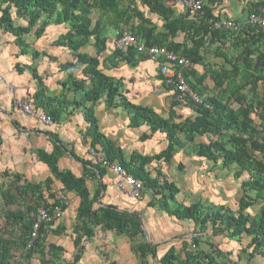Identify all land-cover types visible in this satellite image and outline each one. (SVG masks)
<instances>
[{"label": "trees", "instance_id": "trees-1", "mask_svg": "<svg viewBox=\"0 0 264 264\" xmlns=\"http://www.w3.org/2000/svg\"><path fill=\"white\" fill-rule=\"evenodd\" d=\"M222 1L206 0L203 16L196 17L189 13L176 16L173 8L163 0H131L130 3L127 0H0V31L14 37V44L20 48V52L27 54L31 49L25 40L26 35L33 32L40 38L51 25H67L66 32L53 44L68 48L74 56L73 61L63 63L59 68L68 72L67 81L63 83L65 90L84 96L71 104L81 109L89 124L85 136L91 138V146L97 150L96 146L100 144L108 159L118 160L143 181L142 196L146 192L152 195L149 206H159L176 220L193 223L198 232H207L210 228L214 235L231 237L240 245L243 244L242 239L248 237L250 241L245 243L244 251L251 258H264V90L262 94L258 93L259 81L264 77L256 76L257 72H264V51L258 53L254 64L248 63L244 58L250 54L246 47L240 53L247 64L243 70L234 64L232 71L222 68L219 72L212 71L204 55L210 52L208 48L211 44L216 45L215 51L219 52L234 37L237 40L244 37L238 41L243 44H248L249 40L264 44V31H257L250 25L240 32L214 28L210 20L218 19L213 8ZM143 8L158 15L163 21L162 30H157L143 13ZM250 12H260V9L253 6ZM19 21L24 24H17ZM108 27L117 33L131 31L148 46H165L188 57L192 64L203 66L201 73L195 69L184 71L189 86L202 97V102H196L191 97L177 101L174 88L165 84L160 71L159 77L172 91L168 117H163L152 107L128 101L120 90L119 80L104 72L106 59L100 58L107 49ZM182 34V40L177 41ZM89 44L94 46L97 55L81 52ZM31 51L33 58L43 54L53 60L45 51ZM109 59L112 62L117 59L136 64L150 57L132 48L127 52L115 49ZM17 65L16 68L20 70ZM79 69L82 78L76 75ZM232 72L240 77L239 82L229 79ZM208 79L214 81L216 89L219 88L217 92L205 84ZM88 84L91 85L89 89ZM41 86L37 95H43L44 103L48 106L45 112L58 121L63 107L51 105L57 99L45 94L46 88ZM101 98L105 99L108 107H123L131 127H145L148 131L143 133V139L157 132L165 134L166 148L153 156L134 154L126 161L122 151L99 130L94 105ZM61 104H65V101ZM177 106H184L192 114L177 113ZM51 134L55 138L54 149L50 152L44 148L37 149L38 160L50 170V175L44 180L31 181L10 168L0 171V264H31L36 258L39 264H79L86 253L88 241L95 237L97 231L127 236L133 243L131 246L137 264H239L226 257L217 244L210 241L208 243L212 250L225 262L205 252L189 251L190 244L186 241L182 242L181 255L172 245L158 257L159 245L147 240L138 212L119 210L114 205L102 206L98 203L100 186L91 196L87 174L103 178L107 169L99 164L92 165L93 169L86 167L81 176L70 169H61L59 160L67 150L58 135ZM204 137L206 141H200ZM181 150L212 160L220 170L219 178H226L233 172L242 190L237 207L207 204L201 199L187 202V194L173 181L160 172L153 175L146 169L152 161H169ZM232 166H235L234 171ZM56 182L60 183L57 188L54 187ZM69 194L79 199L72 229L76 248L73 261L66 262L64 255L68 250L63 245L49 241L51 233L61 235L66 231L65 225L59 221L44 224L34 248L28 249L30 232L39 210L42 207L51 210L61 205L65 212L69 204L65 203L63 197L69 200ZM96 203L98 206H95ZM192 242L199 245L200 237H193ZM104 258L106 264H119L114 260L109 261L107 255Z\"/></svg>", "mask_w": 264, "mask_h": 264}, {"label": "crops", "instance_id": "crops-1", "mask_svg": "<svg viewBox=\"0 0 264 264\" xmlns=\"http://www.w3.org/2000/svg\"><path fill=\"white\" fill-rule=\"evenodd\" d=\"M253 6H257L260 9V13L264 15V0H223L221 3L214 6L213 13L218 19L216 21L234 19L243 23H247L250 10ZM172 8L175 11L176 16H181L188 13L187 7L183 4H177ZM147 10L148 8H143L142 10L145 16L152 21V23L157 27L158 31L162 30L163 21L158 17L157 14H154L151 11ZM17 24H24V22L19 21ZM66 26L67 25L64 24L51 25L47 28L45 34L40 37L41 39L43 37H47L49 34H52V37H54V39L50 43V48L48 49V51L45 49L40 50L39 43H32L25 36V40L29 45V49L39 50L40 52L45 51L49 56L53 58V60L47 56L45 57V55L43 54L38 58H33L31 55V50L28 51L27 54H22L20 52V48L16 46V44H14V37L13 41L11 40L9 43H6V46L4 48H2L3 46L0 45V63H2L0 67L7 69L10 76L15 78L18 83V87L13 83L9 84L13 95H8L9 93H0V136L3 139L2 144L0 146L2 148H7L9 146L10 150L15 149L16 151H12V154H8L13 157V159H16V157L18 156V159L15 160L18 164L19 161H22V157L27 158L28 153L24 152V149L27 151L35 149L37 151L38 148H44L49 152L52 151L54 149L55 138L52 136L51 133L57 134L62 143H69L68 146H64L67 151L64 152V154L60 157V168L70 169L76 175L81 176L84 173L86 167L93 169L94 165H101L99 156H106L100 144L96 146L97 150H95L91 146V138L85 136L88 132L89 124L85 121L81 109L76 108L74 104H71L75 100H82L83 95L80 93L76 94L73 91L65 90V88L63 87V83L67 81L66 79L68 76V72L62 71L59 67L63 63L73 61L74 56L68 48L58 47L55 46L53 43L62 33L66 32ZM246 27L247 25L244 26V28ZM4 36L6 38L10 37V35L7 36L6 34H4ZM208 36L210 37V35ZM182 37L183 34L180 35L177 41L182 40ZM242 39H244V37ZM241 40H237L235 37L232 40H228L227 46L219 52L215 51V48H217L216 45L214 46V44H211L209 48L207 45V48L210 50V52L204 53L205 62L209 64V67H211L212 71L216 70L219 72L222 68L226 69L227 71H232L234 64H236L239 68L243 70L247 64L240 56V53L246 47L250 53L248 57H244L247 60L246 62H251L253 64L256 62L258 53L264 51V44H260L257 42L254 43L250 40L248 44H243L242 42L239 43L238 41ZM114 42L115 41H113L111 46L109 45V41H107V49L104 53H102V55H100L101 59H106L104 63H106L107 67L104 69V72L107 75L112 76L116 80H119V82L121 83L120 90L123 91L128 101L133 104L152 107L163 117H168L169 107L173 97L172 91L166 88L163 79H161L158 75L159 63L151 58L145 61L138 62L136 64L127 63L125 61L117 59L113 60L112 62L109 58L112 57V54L115 50ZM250 50L256 53L252 54ZM81 52H87L92 56L97 55L96 49L92 44L84 46ZM112 64H114L115 66H113ZM16 65L20 67V70L16 68ZM192 69H195L198 73H201L204 70L203 66L195 63H193L191 70ZM46 70L50 71L49 74L51 75L49 77H46V75L48 74ZM78 71L80 73H78ZM78 71L76 73L77 77L82 78L83 75L81 74V70L79 69ZM32 73L34 77L36 75L35 78H32ZM232 73L233 75L229 79H234L233 81L239 82L240 77L234 72ZM256 76L264 77V72L261 74L257 72ZM2 78L5 81H8V78L0 74V81L2 80ZM40 84H43L44 87L47 86L49 88L48 89L47 87H45V94L48 95L49 92H52L55 95H48L51 98L57 99L56 102H51V105L57 108L63 107L60 119L58 121L55 120L54 125H44L38 120L28 115H25L22 112H19V110L16 108V100H20L22 102H31L37 110L46 113L45 110L48 109V106L44 103L43 95H37V92L40 89ZM205 84L208 86V88L212 89L213 91L216 90L217 92L219 90V88H215L214 81L210 79H208ZM90 86L91 85L88 84L87 89H89ZM61 87L63 88V90H61ZM263 90L264 80H260L258 93L262 94ZM59 96H61V98ZM63 101H65V104H61ZM70 105H72L73 110L69 109ZM162 109L163 111H161ZM176 109L177 113H183L185 115L192 114V111L185 108L184 106H177ZM94 111L95 116L98 119L100 132L103 133L107 138H109L116 148L122 151V156L125 158L126 161H129L134 154L153 156L157 153H160L167 146L166 136L165 134L160 132L154 133L148 139H143V133L148 130H146L145 127H131L129 116L125 112L124 108L121 106L108 107L105 99L101 98L94 105ZM27 116L32 119V126H28L26 124ZM24 118L26 120L23 121ZM8 135L12 136L11 141L6 138ZM204 139L200 138V141H206L205 137ZM160 141L162 142L161 144L159 143ZM72 152L74 153V155H76V157L72 154ZM4 153H7V151L5 150ZM177 158L179 171L177 175L178 177L182 176V169L184 170L183 167H185V160H189L192 162H200L201 165L205 166L209 164V173L205 172L207 170L203 171V169H200L201 171H196V176L199 179L210 178L212 181L210 190H212L214 193H217L219 197L209 200L207 197L210 196L212 198L213 195H209L207 193H200V198H195L196 200L201 199L204 203L207 204L212 203L215 205L222 204L229 205L230 207L234 208L237 207L233 205V202L237 203V199L242 192L239 180H237L233 176V172L230 176H227L226 178H219L218 175L220 170L212 160L192 156L181 150L176 155H174L169 161H152L146 166V169L153 175H156V173L160 172L163 176L173 181L171 177H169L170 175H168L165 170L160 168V164L163 161L173 162ZM37 160L38 158L36 159V161ZM37 162H39L43 170L48 171L50 175V170L48 169V167L39 160ZM232 169L234 171L235 166H232ZM187 175V172H184L182 178L184 177L185 179L189 180ZM117 181V175L112 173L108 169L103 178L94 176L92 174H87V186L91 192V196L96 194V190L99 186L101 188V194L98 197V203H100L102 206L114 205L118 207L119 210L138 212L140 214L141 221L143 219L148 218L147 222L150 221V224L148 223V229L145 228L142 221V226L145 230L147 240L152 244L159 245L158 257L162 256L166 252V250L161 252L159 250L161 248V245L167 243V241L173 238L172 235H170V232L175 227L172 226L170 229V227L168 226L169 223L171 221H174L176 223H179L181 221H178L174 217L169 216L165 211L160 209L159 206H149L148 204L152 198L151 192H146L139 200H132L126 195V193H124L117 187ZM173 182L184 193L187 194V202L193 200V198L190 197H196V195L194 194H198L193 193L191 191L192 186H190L191 189L188 187H182L179 184L178 179ZM56 183L57 187H59L60 183ZM186 186H189V183ZM69 198V206L65 210L64 216L72 217L73 222L71 221L72 223L69 225L68 222L62 221L61 224L65 225L66 227V231H64L63 234H50L58 238V241L54 240V243L63 245L68 250L67 253H69L71 248H74V234L72 229L73 225L75 224L76 209L79 203L78 197H76L74 194H69ZM98 203H96L95 206H98ZM260 203L261 202H259L258 205H260ZM183 223L187 226L185 228V230H187L186 234L182 235V239L179 243L172 244L179 251L180 255L183 245L182 242L186 241L190 244V247H188L189 251L194 249L196 250L197 245L192 242V238L195 236H199L200 241H203L208 245H210L208 243L209 241L217 244V247L221 249L222 252L224 250L227 255H229H226V257L238 263V261L242 259L240 253L237 254V260H235L231 256L233 250L231 251L230 248L233 247L234 249L236 246V252H239L240 248H242V250L244 251L245 243H248L250 241V238L244 237L241 242L243 244L240 245V243H238L231 237H227L221 234L214 235L212 229L210 228L207 232H198L196 231V227L193 223ZM150 235L152 237V240L149 237ZM64 237L67 238V241L65 242H68V244L70 243L69 245H66L64 239L62 240V238ZM117 237L127 238L130 241L127 236H118L109 232L107 234H104L101 231H97L95 237L91 241H88L89 243L87 244L86 253L84 254L80 263H85V260L88 258L86 255L89 251H92L91 253H94L97 257L100 256L101 258H103L102 260L105 262L104 257L106 254H103V252H99L100 255H97L96 252L102 251V249L96 246L95 241H97V239H102V242L104 241L103 243L110 244L114 242ZM59 238H61L62 241H59ZM221 244L228 246L225 247L226 249H223V247H221ZM172 245L169 246L171 247ZM179 245H181L180 250L178 249ZM193 245H195V247H193ZM218 260L221 262H225V259L221 256L218 257ZM258 261L260 262V264H264L263 257H259ZM247 263L249 262L247 261Z\"/></svg>", "mask_w": 264, "mask_h": 264}, {"label": "rangeland", "instance_id": "rangeland-1", "mask_svg": "<svg viewBox=\"0 0 264 264\" xmlns=\"http://www.w3.org/2000/svg\"><path fill=\"white\" fill-rule=\"evenodd\" d=\"M127 1H128V3L131 2V0H127ZM4 34L9 36L8 33H6V32L3 33L2 31H0V45L3 46L2 48H4L6 46L5 45L6 43H9L11 40L13 41V37L10 36L9 38H6L4 36ZM106 35L108 37L109 45L112 46L113 41H115L116 38H117V32L112 27H108V29L106 30ZM51 37H52V34H49L47 37H43V38L40 39V38H37L36 35L33 32L31 33V35L30 34L26 35V38L29 39L30 42L39 43V47H40L39 49L40 50L45 49L47 51L50 48V43L54 39V37H52V38ZM154 61H156V60H154ZM1 64L2 63H0V66H1ZM158 68H159V66H158ZM46 72L48 73L46 75V77H49L51 75V74H49L50 71L46 70ZM78 73H80V72L78 71ZM0 74H2V76H5L6 78H8V81H5V80L4 81H2V80L0 81V93L1 94L2 93H9L8 95H13L12 94L13 92L11 91V88H10L9 84L13 83L14 85H16L18 87V83H17L16 79L13 78L12 76H10V74H9L7 69L1 68V67H0ZM32 78H35L33 73H32ZM45 87H47V86H45ZM41 88H44V85L41 86ZM61 90H63L62 87H61ZM48 95L49 96H55L52 92H49ZM59 97L61 98V96H59ZM69 109L73 110L72 105L69 106ZM161 111H163V109ZM23 114H25V113H23ZM25 115H27V114H25ZM28 116L26 117V119H27L26 124L28 126H32L33 125V121ZM26 119L24 118L23 121L26 120ZM19 120H21V119H19ZM6 138L9 141L12 140V136H10V135H8ZM1 139H2V137H1ZM16 140H18V139H16ZM2 141H3V139H2ZM159 143L161 144L162 142L160 141ZM63 144H64V146H68L69 143L64 142ZM5 150L7 151V153H4ZM12 151H16V150L15 149L10 150L9 146L7 148H2L0 146V171H3L6 168H10L11 171L20 172V173L24 174L31 181H41V180H44L49 175L48 171L43 170L41 164L39 162H37L38 160L36 161V159H37V151L35 149H31L30 151H27V150L24 149V152L28 153L27 158H23L22 157V161H19L18 164H17V161H15L16 159H18V156L16 157V159L15 158L13 159V157H11L8 154V153L12 154ZM174 161L173 162L172 161L171 162H164L163 161L160 164V168L165 170L166 173L168 175H170L169 177H171V179L173 181L178 179V182H179V184L182 187H184V188L188 187V188L191 189L190 186H192L191 191L193 193H198V194H194V195H196V197L193 196V197H190V198H193V199L200 198L199 197L201 195L200 193H203V194L207 193L209 195H213L212 198L210 196L207 197L209 200L219 197V195L217 193H214L212 190H210L211 189V185H212L211 184L212 181H211L210 178H208V179H199L196 176V171H198L200 169H203V171L207 170L205 172L209 173L210 172V169L208 168L209 164H207L205 166V165H201L200 162H192V161H189V160H185V163H184L185 167H183L184 170L182 169V171H183L182 172V176L184 175V172H187V174H188L187 176H188V179H189V180H187L184 177L182 178V176L181 177L177 176L178 173H179V171H178V158L175 159ZM181 163H182V161H181ZM181 178H182V182H181ZM188 183H189V186H186ZM54 187L57 188V183L54 184ZM236 204H237L236 202H233L234 206H237ZM257 207H258V205H257ZM257 207H256V209H257ZM72 219H73L72 217H67V216L63 215L62 219L59 222L62 223V221L63 222L66 221L70 225L73 222ZM147 219H143L142 220L146 229H148V223L150 224V221L147 222ZM168 226L170 227V229H171L172 226L175 227L170 232V235H172L173 238L170 239L169 241H167V243H164V244L161 245V248L159 249L161 252H163L165 250L167 251V248L170 247L169 245L179 243L180 240L182 239L181 238L182 235L186 234V232H187V230H185V228L187 226L183 222L176 223L174 221H171ZM149 233H150V231H149ZM149 237L152 240L151 235ZM63 239H64V242L67 241L66 237L62 238V240ZM54 240L58 241V238L56 236L49 235V241L54 242ZM62 240H61V238H59V241H62ZM103 242H102V239H99V240L97 239V241H95L96 246L102 249V251H97L96 252L97 255H100L99 252H103V254H106L111 261L112 260L117 261L119 264H129V263L130 264H137V259L135 258V255L133 253L132 246H131V245H133V243L131 241H129L127 238H119V237H117L116 240L114 242L110 243V244H105ZM65 243H66V245L70 244V243L68 244V242H65ZM227 246L224 245V244H221V247H223V249H226L225 247H227ZM178 249L179 250L181 249V245H179ZM230 249H231V251L233 250V253L231 254V256L235 260H237V254L240 253L242 259L238 261L239 264H260V262L258 261L260 256L252 257V258H254V259H252L248 255V253L246 251L242 250V248L239 249V252H236V246H235L234 249H233V247H231ZM196 251L200 252V253H203L202 251H204V252H206V253H208V254H210L212 256H216V257L218 256L219 257L218 253H215L212 250V247L210 245L204 243L203 241H200L199 245H197ZM75 252H76V248L74 247V248H71L69 253H65L64 257L66 259V262H68V261L72 262L73 261V255L75 254ZM91 252L92 251L87 252L86 256L88 258L85 260V263H80V264H106L102 260L103 258H101L100 256L97 257L94 253H91ZM223 253H224V255H227V253L224 250H223ZM247 261L249 263H247ZM260 261H261V259H260ZM31 264H39V261L36 258L35 260L31 261Z\"/></svg>", "mask_w": 264, "mask_h": 264}, {"label": "built area", "instance_id": "built-area-1", "mask_svg": "<svg viewBox=\"0 0 264 264\" xmlns=\"http://www.w3.org/2000/svg\"><path fill=\"white\" fill-rule=\"evenodd\" d=\"M165 4L173 7L177 4H183L187 7V11L191 16L201 17L204 14L205 0H164ZM210 23L216 29L233 30L240 32L245 25L254 27L257 31H264V16L260 12H250L247 23H243L234 19H225L216 21L211 19ZM115 49L122 52H127L134 48L138 52L147 54L151 59L159 63V71L163 76L164 82L167 86L173 87L175 92V99L177 101L191 97L196 102H202L201 97L193 92L189 86L184 71L192 67V61L179 53L169 50L165 46L152 45L148 46L145 41L140 40L138 36L131 31L125 30L122 33H117V38L114 42ZM4 81V79L2 78ZM13 89V88H12ZM16 108L30 117L38 120L44 125H54V119L46 113L40 112L35 108L31 102H22L16 100ZM101 165L116 174L118 177L117 187L126 193L132 200H139L142 197L144 183L134 174L129 172L120 162L110 160L106 157L99 156ZM66 204L68 199L63 197ZM64 211L61 205L54 206L51 210L42 207L33 222L30 232V239L27 244L28 249L35 246V242L39 237L41 227L49 225L53 222H58L62 219ZM195 247V245H193Z\"/></svg>", "mask_w": 264, "mask_h": 264}]
</instances>
